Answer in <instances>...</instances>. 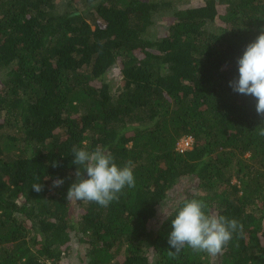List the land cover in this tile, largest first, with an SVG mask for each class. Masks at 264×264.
<instances>
[{"label": "trees", "instance_id": "16d2710c", "mask_svg": "<svg viewBox=\"0 0 264 264\" xmlns=\"http://www.w3.org/2000/svg\"><path fill=\"white\" fill-rule=\"evenodd\" d=\"M78 1L0 0V264H63L73 244L85 264H264V118L229 86L264 31V0ZM98 146L132 161L135 187L107 207L67 201L72 149ZM192 199L243 233L216 256L169 258L172 220Z\"/></svg>", "mask_w": 264, "mask_h": 264}, {"label": "clouds", "instance_id": "9594fccd", "mask_svg": "<svg viewBox=\"0 0 264 264\" xmlns=\"http://www.w3.org/2000/svg\"><path fill=\"white\" fill-rule=\"evenodd\" d=\"M237 64L238 79L230 81L229 86L238 94L253 97L256 100L257 115L264 118V31L246 46ZM261 125L257 131L264 137V126ZM72 152L73 164L77 166L74 173L76 182L67 191V201L95 202L107 207L119 199L125 187H135L132 161L119 167L111 154L99 146L91 152L74 147ZM84 173L87 178H84ZM63 183L64 180L56 179L52 188L61 187ZM43 187V184L35 183L32 190L39 193ZM205 209L203 201L192 199L186 200L178 210L172 220V231L168 238L170 248L174 249L167 252L169 258L175 259L186 247L194 252L216 256L225 250L234 233H243V225L237 220L209 215Z\"/></svg>", "mask_w": 264, "mask_h": 264}, {"label": "rangeland", "instance_id": "374dc122", "mask_svg": "<svg viewBox=\"0 0 264 264\" xmlns=\"http://www.w3.org/2000/svg\"><path fill=\"white\" fill-rule=\"evenodd\" d=\"M55 1L60 6V9H65L67 2H68V0H55ZM170 1H173L176 7L183 8V7L199 4L201 3L202 0H170ZM71 4L73 7H76V9L77 8L81 9L83 7L78 0H71ZM165 15L166 16L156 17L153 19V26L151 27V30L149 32L150 36H152L153 38L160 37L167 30L168 25H169V17H168V14H165ZM104 80L106 82H109L112 87H115L116 85H118L120 77H119V72L117 68L110 69L107 72ZM1 81H2V78H0V85H1ZM176 191H173L170 194L169 200L172 199ZM76 250L77 248L75 244H73L71 253L70 255H68V257H66L65 261H63V264H85V262L81 260V252L77 253L78 251Z\"/></svg>", "mask_w": 264, "mask_h": 264}, {"label": "built area", "instance_id": "2783aa9c", "mask_svg": "<svg viewBox=\"0 0 264 264\" xmlns=\"http://www.w3.org/2000/svg\"><path fill=\"white\" fill-rule=\"evenodd\" d=\"M193 143V138L191 136L181 137L175 146V150L179 154H183L191 149Z\"/></svg>", "mask_w": 264, "mask_h": 264}]
</instances>
